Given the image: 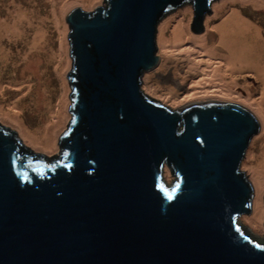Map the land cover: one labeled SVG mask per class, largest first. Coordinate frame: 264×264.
<instances>
[{
    "label": "water",
    "instance_id": "water-1",
    "mask_svg": "<svg viewBox=\"0 0 264 264\" xmlns=\"http://www.w3.org/2000/svg\"><path fill=\"white\" fill-rule=\"evenodd\" d=\"M104 1L65 20L72 118L59 156L0 123V264H264V243L236 222L251 210L239 166L257 119L215 101L171 111L141 90L163 15L191 2L199 34L213 0Z\"/></svg>",
    "mask_w": 264,
    "mask_h": 264
},
{
    "label": "rangeland",
    "instance_id": "rangeland-1",
    "mask_svg": "<svg viewBox=\"0 0 264 264\" xmlns=\"http://www.w3.org/2000/svg\"><path fill=\"white\" fill-rule=\"evenodd\" d=\"M78 1V2H77ZM253 1V0H252ZM249 0H213L210 7V12L206 14L203 20V32L199 34H194L191 32V20H192V6L191 2H185L179 7L173 9L172 11L167 12L157 24L156 28V55L159 58V63L155 69L144 72L141 78V90L142 92L152 99L153 101L161 104L163 107L174 111L180 108H184L194 103H205L209 101L223 102V103H232L240 105L246 108L253 116L257 119L259 123V130L256 135H254L249 145L245 151V154L241 160L239 170L242 172L248 181L252 185L253 193L251 197V210L249 214L240 215L237 217V226L245 233L253 242L257 244L264 243V187L258 193V189L254 185L251 172L249 167L251 164L256 163L260 158V153L264 147V81L261 79L259 69H240L236 77V85L234 92H236L240 97H237L235 94L230 96L218 95L212 91H217L219 88L208 89L205 88L201 91L195 90V87L201 85V80L204 78V73H194L190 74L188 72V66H186V61L180 56L184 51L192 52V59H195L197 63L204 67H210L212 65L222 66L223 58L230 56L228 53L229 38L225 36L224 30L225 26L232 20V17L237 15L247 22H252L257 27V35L253 36L254 43L257 42V48L259 52L263 54L264 52V6H257ZM29 3V4H28ZM99 4H105L104 0H93L89 6L83 5L79 0H73V3L69 5L67 9L63 12V17L61 19V24L58 26L55 22H52L51 19L45 20L46 23L43 25L44 28V39L42 40V45H38L37 48H34L28 57L34 62L38 59L39 65L35 64L36 73L31 76L24 71V76L27 83L22 84L20 87H14L8 84L9 81H17L22 78V70L25 65V62L28 60L25 57V60L21 58V55L24 54L26 50L29 51L27 45L35 29L37 28V21L30 24L25 23L24 28L26 33L21 38H11L7 35H3L0 41V54L7 52V58L0 55V101L9 102L11 99L19 101L21 109L19 111V116L23 126H27L31 129L39 126V121L44 115L41 111H38L34 103L31 101L32 96L34 95L37 89L38 81L46 84L50 90V96L52 104L56 103L55 98L60 94V84L59 76L56 73L57 68V59H48L46 58L52 53L56 52L57 54L61 53L60 51V39L63 41V51L65 53L66 59L69 63L67 68L62 73L65 86H66V105H65V115L67 119L65 124L62 125L60 121H57L59 124L57 137L54 142V148L52 150H43L32 144L26 143L52 157L59 156V139L68 129L71 122L72 115L70 113V106L72 104L70 100L71 89L68 83L67 75L72 69V61L69 56V43L67 36L69 33V28L66 23V17L68 15V10L74 9L82 6L87 12L93 11ZM14 6H21V8L35 6L37 10H40V14L44 15L50 11V6L44 5V0H0V19L6 20V24H9L8 19V9ZM12 11V10H11ZM39 14V15H40ZM38 15V16H39ZM177 21L182 25V31L188 36L185 38L177 51H173V54L179 56L173 57L170 54L166 57L162 56V53L158 46V30L159 25L166 23L165 34L168 35L171 30L176 29ZM4 23V22H3ZM5 25V24H4ZM39 28V27H38ZM37 28V29H38ZM60 29L62 30V35H60ZM43 32V33H44ZM250 36L251 32L248 33ZM63 36V37H62ZM185 36V35H184ZM252 36L249 38L252 40ZM199 37V38H198ZM256 37V38H255ZM201 39V45H197L196 40ZM195 41V42H194ZM253 41V40H252ZM253 43V44H254ZM196 44V45H195ZM192 45H195L194 47ZM204 50V51H203ZM26 51V52H27ZM60 51V52H59ZM170 51V52H171ZM226 54V55H225ZM26 55V54H25ZM27 59V60H26ZM206 71V69H204ZM230 77V75H229ZM204 83V82H203ZM219 84V82H218ZM28 86H31L28 87ZM232 86V87H233ZM28 87V89H26ZM239 88L242 90L240 92ZM203 92H209L204 94ZM199 93V94H197ZM218 93V92H217ZM246 94L252 96L250 102L244 100ZM258 102H260L258 106ZM256 105V106H255ZM258 108L262 112V117L258 114ZM0 123L4 124V128L14 131L17 137H22L18 127L6 121L3 118H0ZM251 155V156H250ZM162 179L168 185L171 186L176 182L175 176L171 171L164 166L162 171ZM259 201L262 206V219L257 225L249 223L246 219L251 217L258 216V211L256 209V204Z\"/></svg>",
    "mask_w": 264,
    "mask_h": 264
},
{
    "label": "bare ground",
    "instance_id": "bare-ground-1",
    "mask_svg": "<svg viewBox=\"0 0 264 264\" xmlns=\"http://www.w3.org/2000/svg\"><path fill=\"white\" fill-rule=\"evenodd\" d=\"M79 1L83 5L85 4L86 6H89L93 0H79ZM72 3L73 0H44V5L50 6V11L44 15H41L40 10H37L35 6H30L29 8L28 7L21 8V6H14L8 9L9 12L8 19L10 20L8 21L9 24L5 23L6 20L2 21L0 19V41L3 35H7V37H11V38L13 37L17 39L23 37V35L26 33V29H23L24 28L23 25H25V23L32 24L36 22V20H38L37 28L39 27L38 29L37 28L35 29L33 37L31 38V40L27 45L29 51L26 50L27 52L25 51L23 52L24 54L21 55V58L23 60H25L24 56H26V58L28 59V60L26 59L27 61L25 62V65L23 67L22 78H20L21 80L19 79L17 81L11 80L8 82L9 85L14 87H20L22 84L27 83L26 81L29 80H24L26 79L23 73L24 71H26V73H28L30 76L31 74L35 75L37 71L35 68V64L37 63V65H39L38 59L35 60L36 62L35 63L32 59L28 57L27 54L30 55V52L34 48H37L38 45L40 46L42 45V40L44 39V35H45L43 28V25L46 23L45 20L51 19L52 22H55L56 25L59 26L61 24L63 12ZM252 3L260 7L264 6V0H253ZM177 24L179 26H177L176 29L174 30L172 29L168 35H166L164 32L166 23H162L158 27L159 28L158 46L163 57H166L167 55L170 56V54L173 55V57L179 56V54L178 55L173 54L174 53L173 51H177L179 48H181V45L179 44L183 42L185 38H188L185 32L182 31L181 28L182 25L179 23V21H177ZM225 29H226L224 30L225 36L229 38V40L227 41L229 44L228 53L230 54V56L227 57V59L223 58L224 61H222L223 62L222 66L216 64L210 67H204V69H206L205 71L203 69V65L201 66L199 63L196 62L198 57L192 59L191 57L193 56L192 52L184 51L180 57L184 58V60L186 61V66H188L189 75L199 72L204 73V78L201 80L200 83L201 85H199V87H195V90L201 89L202 91L203 89L205 90V88L214 89L218 87L219 89L217 91H212V92L218 95H226V96L235 94L237 97H240L236 92H234L236 85L233 86L234 84H236L235 83L236 77L237 74L239 73L238 70L244 68L259 69L260 70L259 73L261 75L260 77L262 81H264V52L262 54L261 52L256 50L258 49L257 42L254 43L256 40H254L253 36L257 35L258 29L257 27H255L254 23L247 22L242 18H240L239 16L235 15L232 17V20L225 26ZM249 32H251L250 36L253 35L252 36L253 41L249 38L250 36H248ZM62 33L63 32L60 29V35H62ZM195 43L197 45L202 46L201 39L196 40ZM195 45L192 46L194 47ZM63 46H64L63 41L62 39H60L59 48L61 53L57 54L56 52L55 53L52 52L46 58V60L57 59L56 73L59 76L60 94L55 98L56 103L52 104L50 90L48 89V86L46 84L41 83V81H38L37 89L34 95L31 97L32 98L31 101L34 103L37 110L41 111V113L46 115V116L42 115L38 124L39 126L35 127L34 129H31L27 126H23L19 116L21 105L19 104L18 100L15 101L14 99H11L9 102L0 101V118H3L6 121L15 124L20 130L22 137H24L28 143L43 150H52L54 148V142L57 137L56 135L58 132V126L60 123L64 125L65 120L67 119L64 112L67 101L66 86L62 73L67 68L69 61L68 59H66L67 57H65L66 55L62 50ZM0 55L7 58L6 51L1 53ZM28 87L31 88V86ZM28 87L26 89H28ZM0 89H1V83H0ZM203 93L206 94L209 92H203ZM251 98L252 96L250 94H246L244 100L250 102ZM259 104L260 102H258V106ZM257 111L258 114L261 116L262 112L260 108H258ZM57 121H60V123L58 124ZM262 121L264 122L263 118ZM262 130H264V125ZM249 170L251 172L254 185L258 189V193L260 194V191L264 187V147L262 152L260 153L259 160L256 161V163L251 164ZM256 209L258 211V216L257 217L255 216V218L251 217L250 219H246L249 223L253 225H257V223L260 222L262 219V215H263L262 206L260 205L259 201L256 204Z\"/></svg>",
    "mask_w": 264,
    "mask_h": 264
},
{
    "label": "crops",
    "instance_id": "crops-1",
    "mask_svg": "<svg viewBox=\"0 0 264 264\" xmlns=\"http://www.w3.org/2000/svg\"><path fill=\"white\" fill-rule=\"evenodd\" d=\"M240 92H242V90L239 88ZM243 93V92H242Z\"/></svg>",
    "mask_w": 264,
    "mask_h": 264
},
{
    "label": "trees",
    "instance_id": "trees-1",
    "mask_svg": "<svg viewBox=\"0 0 264 264\" xmlns=\"http://www.w3.org/2000/svg\"><path fill=\"white\" fill-rule=\"evenodd\" d=\"M54 160H56V159H54ZM54 160H53V161H54Z\"/></svg>",
    "mask_w": 264,
    "mask_h": 264
}]
</instances>
